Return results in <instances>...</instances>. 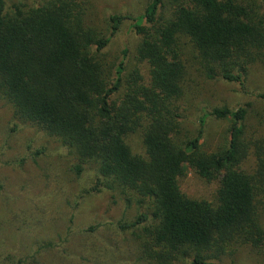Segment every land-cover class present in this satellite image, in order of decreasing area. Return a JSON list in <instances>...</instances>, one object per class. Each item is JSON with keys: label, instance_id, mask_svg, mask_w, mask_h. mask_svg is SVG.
I'll list each match as a JSON object with an SVG mask.
<instances>
[{"label": "trees", "instance_id": "1", "mask_svg": "<svg viewBox=\"0 0 264 264\" xmlns=\"http://www.w3.org/2000/svg\"><path fill=\"white\" fill-rule=\"evenodd\" d=\"M83 0H50L36 7L0 0V96L18 120L60 138L76 155L74 166L93 163L97 178L152 200L122 228H140L143 264H221L240 249L264 251V136L245 139L248 108L202 112L196 136L176 141L178 104L185 95L187 45L210 80L241 87L264 62V0H148L136 17L111 15L114 34L129 21L139 41L135 70L121 89L123 62L108 83L95 54L110 37L84 21ZM257 97H261L258 95ZM228 120L229 144L219 153L200 150L206 119ZM140 133L146 156L125 139ZM252 158V167H242ZM185 166L207 182L217 181L215 201L188 198L179 179Z\"/></svg>", "mask_w": 264, "mask_h": 264}, {"label": "rangeland", "instance_id": "2", "mask_svg": "<svg viewBox=\"0 0 264 264\" xmlns=\"http://www.w3.org/2000/svg\"><path fill=\"white\" fill-rule=\"evenodd\" d=\"M50 0H4L7 10L23 2L33 8ZM148 0H83L85 24L109 36L108 45L95 54L112 84L123 62L121 97L127 80L146 67L136 58L138 37L129 21L111 34V15L136 17L144 12ZM188 74L185 95L178 101L181 119L176 141L193 139L199 130L202 112L226 106L232 110L248 108L245 139L264 136V62L254 65L243 87L221 80L207 79L200 71L187 45ZM260 95L261 97H257ZM228 120L206 119L200 150L219 153L229 144ZM133 154L146 156L140 133L125 139ZM73 150L35 124L18 120L13 107L0 96V264H143L139 249L140 228H122L139 215L149 218L154 210L151 199L111 182L93 191L97 172L87 163L77 174ZM244 169L252 167L246 158ZM181 191L191 199L215 201L217 181L207 182L185 166L179 179ZM264 227V204L260 208ZM221 264H264V251L240 249L220 258Z\"/></svg>", "mask_w": 264, "mask_h": 264}]
</instances>
